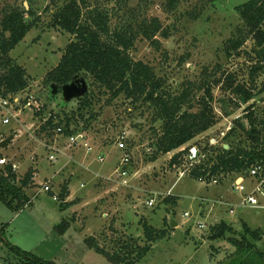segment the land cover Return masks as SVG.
<instances>
[{"label":"rangeland","instance_id":"1","mask_svg":"<svg viewBox=\"0 0 264 264\" xmlns=\"http://www.w3.org/2000/svg\"><path fill=\"white\" fill-rule=\"evenodd\" d=\"M100 1L110 8L114 24L132 18L137 21L160 18L169 32L168 37L156 35L158 43L139 37L131 54L135 60L153 66L173 94L181 93L184 87L191 85L194 86L193 97L197 98L204 93L199 86L204 83L214 85L223 73L229 72H236L239 82L251 84L250 68L255 62L251 36L246 39L247 34H242L246 40L238 50L239 55L236 51L231 56L228 54L230 39L237 37L238 28L243 27L236 7L248 0H216L207 5L197 19H193L189 12L202 5L204 0H186L173 10L165 6L167 0ZM14 4L29 9L28 0H0V11ZM48 4L49 0L35 1L33 9L40 21L10 52V56L26 68L30 76V92H34L46 106L47 115L51 110L61 111L77 119L81 97L66 101L62 88L59 90L55 85L45 83L47 72L58 64L71 39V34L48 26L51 20L45 10ZM32 19L28 16V20ZM83 81L88 86L87 92L92 89L97 92L86 76H78L73 82ZM257 85L259 88L264 85V72L257 79ZM213 87L216 123L189 144L200 149L209 143L219 147L228 144L225 135L234 126V120L246 113L248 106L243 104L235 109L228 100L230 94L224 92L221 84ZM222 98L227 99L228 111L235 110L230 116L223 113ZM107 101L108 96H103L101 102L96 101L94 111L97 118L85 129L95 148L91 154L69 147L64 135L54 136L52 140L39 136L42 122L33 111L22 115L20 123L12 119L9 124H0V133L8 137L14 135L6 148H0V157L6 156L19 164L18 179L23 178L31 166L36 170L35 186L25 188L28 201L22 208L17 209L16 200L8 204L0 200V264H25L11 250V245L57 264H110L86 244V239L95 236L108 249L112 248L109 236H133L143 243L141 219L158 228L167 227L170 234L153 243L152 250L138 264H222L235 248L227 238L209 239L210 226L221 221L230 223L238 237L245 234L244 222L252 229L260 228L262 239L251 240L264 252V210L236 207L235 212L230 213L227 206L212 203L220 198L235 204L241 201V194L233 190L234 174L222 175L218 183L208 185L190 174L179 177V166H170L173 152L162 153L157 160L150 161L162 124L155 120V109L141 102L132 104L123 96L111 103ZM193 102L196 103L194 99ZM253 103L264 139V92L249 104ZM198 109L195 105L191 110ZM78 126L84 129V121ZM122 135L126 137L125 150L117 146ZM235 137L236 140L250 141L241 130L236 131ZM48 140L65 148L68 155H59L58 161L49 162L44 146ZM61 150L66 154L64 149ZM125 152L130 155L127 164L129 185L97 178L110 176ZM99 155H104L103 163L97 161ZM245 178L250 180L248 175ZM48 181L57 196L68 182L71 194L66 201L73 203L61 207L55 195L42 190ZM168 192L178 198L175 208L163 202L164 197L169 196ZM153 193L158 196L156 203L148 206L146 201ZM202 198L210 201L203 202ZM185 212L191 213L192 217H184ZM172 219L177 223L174 227L167 223ZM199 221L206 222L207 227L200 229ZM64 222L69 225L64 234H59L56 227ZM111 225L118 232L116 236L111 233Z\"/></svg>","mask_w":264,"mask_h":264},{"label":"trees","instance_id":"2","mask_svg":"<svg viewBox=\"0 0 264 264\" xmlns=\"http://www.w3.org/2000/svg\"><path fill=\"white\" fill-rule=\"evenodd\" d=\"M35 1L37 0H28L29 9L24 5L21 7L14 4L0 11L1 96L17 94L29 87L30 76L26 68L11 57L10 52L40 21V17L36 16L33 9ZM183 1L186 0H167L165 6L173 10ZM215 1L204 0L202 5L196 6L189 15L193 19L199 18L204 8ZM48 5L45 7L51 16L48 26L71 34V39L65 46L58 64L47 72L45 83L55 85L61 90L76 77L86 76L97 92L92 89L80 98L77 116L79 120L75 119L76 116L71 117L61 111L51 110L47 115L46 106H43L35 113L36 118L42 122L38 130L39 136L52 140L59 126H63V132L68 136L73 132L72 126L79 129L78 124L81 121H84V129H87L91 126V121L97 118V113L94 111L96 101L101 102L103 96H108L107 102L111 103L123 96L132 104L141 102L153 107L157 113L155 120L162 123L161 133L152 147L153 156L150 161L157 160L162 153L175 151L170 159V166L180 167L186 160L190 141L216 123L213 86L221 84L224 92L230 94L228 100L234 104L235 109L248 104L245 108L246 113L234 120V126L225 135L229 148L211 143L199 148L203 158L194 166L190 175L197 180L201 176L211 178L227 174L248 175L254 165H260L264 175V139L258 125L261 122L257 121L255 104H249L264 92V85L261 88L257 85V79L264 72V0H248L236 7L243 27L238 28L237 37L230 39L231 46L228 50L230 56L235 51L239 55L241 52L238 50L251 36L254 41L252 59L255 61L250 68L251 84L239 82L236 72L223 73L214 85L204 83L199 86V89H204V93L197 98L193 97L194 86L191 85L184 87L181 93L173 94L165 87V81L157 76L153 66L132 57L131 50L139 37L146 38L152 43H158L155 38L158 34L168 37L169 32L164 28L159 17L141 21L132 18L114 24L110 8L100 0L95 3L92 0H49ZM28 16L33 19L28 20ZM243 33L247 34L246 39L242 36ZM220 102L226 116H230L235 111H228L227 99L222 98ZM195 105L199 109L192 111ZM237 130H241L250 141L241 138L236 140ZM6 137L8 136L3 135L2 139ZM182 147L184 149H181ZM35 172L36 170L31 166L25 176L18 179V172L13 170L11 164L0 165V200L6 204L16 200L17 209L22 208L28 201L25 188L35 186ZM49 193L54 195L53 190ZM70 194L69 183L66 182L58 195L61 207L73 203L66 201ZM163 202L175 208L178 198L169 195L164 197ZM173 215H175L174 209ZM140 223L143 226V243L133 236L116 238L109 236L112 248L108 249L102 246L95 236H91L86 239V244L103 255L110 264H138L152 250L153 243L170 234L167 227H155L145 219H141ZM167 223L170 225V221ZM68 225V222L61 223L56 227L57 232L64 234ZM244 229L245 234L238 237L233 226L226 221L210 226L209 239L227 238L235 248L231 256L222 264H264V252L251 240H261L262 230L252 229L246 222ZM110 230L114 236L117 235L118 232L112 225ZM10 247L25 264H57L18 247L12 245Z\"/></svg>","mask_w":264,"mask_h":264},{"label":"built area","instance_id":"3","mask_svg":"<svg viewBox=\"0 0 264 264\" xmlns=\"http://www.w3.org/2000/svg\"><path fill=\"white\" fill-rule=\"evenodd\" d=\"M43 105L39 101L38 97L34 94V92H30L29 87L23 89L22 91L18 92L17 94H9L7 96L0 95V124H9L12 119H15L18 123H20V118L22 115H28L31 111L37 112L41 110ZM34 113V115H35ZM36 116V115H35ZM73 132L66 136L63 132V126H59L56 129L55 136H62L64 135L67 138V143L69 147H77L79 149H83L86 153L91 154L94 152L95 148L92 143V139L88 132L85 129H75L73 126L71 127ZM3 134L0 133V142L2 139ZM56 138V137H55ZM126 137L120 136L119 140L117 141L118 149L125 150L126 147ZM44 146L48 153V160L51 163H55L58 161L59 155H68L65 148L60 147L55 142L45 141ZM61 149H64L66 154L62 152ZM181 149H184L182 147ZM203 155L197 145H190L188 149V154L186 156V160L182 166L179 167V177H182L186 174H190L192 169L196 164H198ZM71 159V158H70ZM71 161V160H70ZM97 161L103 163L105 161L104 155H99L97 157ZM130 162V155L125 152L119 161L118 166L115 168L114 172L107 177L99 176L97 178H103L107 182H117L118 184L122 185H129L128 180V167L127 164ZM11 164L13 170L17 171L19 168V164L15 161L9 160L6 156L0 157V165ZM68 164V163H65ZM209 175V174H208ZM248 176L250 180L248 181L245 178V175L239 174L235 175L234 182H233V190L237 193H240L242 198L241 201L237 204L232 203L227 199H215L212 201L213 204H221L227 206L228 211L230 213H234L236 207H253L257 209L264 210V175L262 174V167L260 165H254L250 168ZM199 181L205 184H216L219 182L218 176H213L208 178L207 176H201ZM42 190L49 192L52 191L51 185L49 181L46 182ZM55 195V199L58 200L57 194ZM161 195V194H159ZM169 194V192L167 193ZM156 194H152L146 204L148 206H154L157 200ZM203 202H209L207 198L201 199ZM212 210L209 211V215ZM184 217L191 218L192 214L189 212L184 213ZM198 227L200 229H204L207 227L206 222L199 221Z\"/></svg>","mask_w":264,"mask_h":264},{"label":"water","instance_id":"4","mask_svg":"<svg viewBox=\"0 0 264 264\" xmlns=\"http://www.w3.org/2000/svg\"><path fill=\"white\" fill-rule=\"evenodd\" d=\"M73 81L62 87L63 96H64L66 101H68L72 98L82 97L87 92L88 86H87L86 82L83 81L81 83H79V82L75 83ZM52 87H53V85H52ZM13 138H14V135H10L8 138L2 140L0 142V148H6L8 146V144L13 140ZM224 147L229 148V145L225 144ZM176 224L177 223L175 222L174 219L170 220L171 227H174Z\"/></svg>","mask_w":264,"mask_h":264},{"label":"crops","instance_id":"5","mask_svg":"<svg viewBox=\"0 0 264 264\" xmlns=\"http://www.w3.org/2000/svg\"><path fill=\"white\" fill-rule=\"evenodd\" d=\"M173 153H175V151H173Z\"/></svg>","mask_w":264,"mask_h":264}]
</instances>
